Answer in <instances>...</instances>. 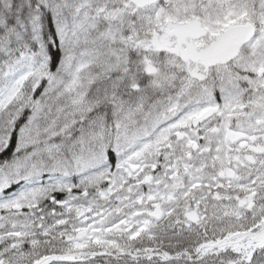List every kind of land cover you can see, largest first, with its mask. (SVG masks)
I'll return each instance as SVG.
<instances>
[{
  "label": "snow or ice",
  "instance_id": "1",
  "mask_svg": "<svg viewBox=\"0 0 264 264\" xmlns=\"http://www.w3.org/2000/svg\"><path fill=\"white\" fill-rule=\"evenodd\" d=\"M0 264H264V0H0Z\"/></svg>",
  "mask_w": 264,
  "mask_h": 264
}]
</instances>
